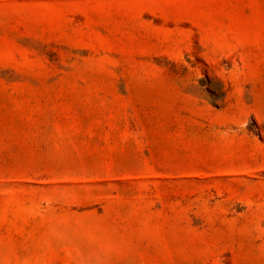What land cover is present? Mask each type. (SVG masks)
Returning <instances> with one entry per match:
<instances>
[{"label":"rangeland","instance_id":"1","mask_svg":"<svg viewBox=\"0 0 264 264\" xmlns=\"http://www.w3.org/2000/svg\"><path fill=\"white\" fill-rule=\"evenodd\" d=\"M0 264H264V0H0Z\"/></svg>","mask_w":264,"mask_h":264}]
</instances>
